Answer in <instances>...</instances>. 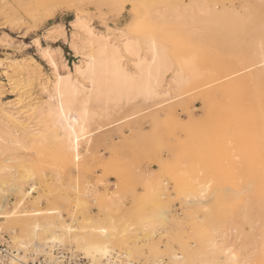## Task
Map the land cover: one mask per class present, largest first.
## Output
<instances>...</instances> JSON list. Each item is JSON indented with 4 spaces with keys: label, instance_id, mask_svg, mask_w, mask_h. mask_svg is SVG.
I'll use <instances>...</instances> for the list:
<instances>
[{
    "label": "rangeland",
    "instance_id": "374dc122",
    "mask_svg": "<svg viewBox=\"0 0 264 264\" xmlns=\"http://www.w3.org/2000/svg\"><path fill=\"white\" fill-rule=\"evenodd\" d=\"M190 1L139 0L137 7L125 3L117 12L116 4L97 5V0H0V58H18L16 62L23 68L26 69L23 65L30 66L27 68L29 78L34 83L30 98L36 99L39 78L48 74L49 69L31 41L41 37L54 23L63 24L68 33V21L80 10L92 19L98 30L103 29L101 18L109 26L124 27L135 19L133 13L142 11L143 7L148 11L163 10ZM221 1L240 9L243 5L247 7L245 26L203 25L195 17L184 16L176 25L141 27L142 34L149 30L158 34L172 58L192 56L198 76L183 89L170 90L157 99L162 101L159 105L154 106L155 101H133L102 121L104 129L92 131L88 146L81 144L82 157L77 166L67 164L62 156L56 157L48 146L27 152L18 147L9 152L16 158L6 163L12 167L13 181H25L30 175L36 179V191L32 192L31 200L25 202V208H37L31 201L44 191L50 194V202L63 211V220L70 223L71 218L63 206L68 200L69 210L76 207L77 217L72 222L75 225L104 222L114 224L119 232L122 230L121 243L115 241L109 245L118 246L113 251L120 253L131 251L132 257L126 255L137 264H173L170 259L173 253L183 254L184 264H200L193 255L196 235L222 230L226 233L225 242L231 244L238 256L243 254L245 264H264V182H261L264 181V164L263 161L258 163L261 157H256L254 133L249 137L242 130L238 116L242 89L230 86L246 75L244 65L226 66L249 52V42H254L255 36L248 38L247 31L253 29V21L264 23V1L256 0L255 9L250 0ZM47 9L52 10V16H46ZM187 21L191 23L183 24ZM53 41L50 46L60 48L69 65L76 61L61 38ZM46 43L42 40V45ZM30 56L40 64L38 68L30 61ZM2 69L0 67V101L12 104L18 92L3 88L7 80ZM19 72L14 73L16 78L26 77L24 71ZM168 79L169 76L165 82ZM263 84L261 82L262 87ZM245 90L247 95L255 97V84L247 83ZM238 94L240 96H236ZM24 102L22 105L26 104ZM29 156L35 161H30ZM0 164H5L2 159ZM58 168L61 180L50 182L53 170ZM74 180L76 188H73ZM206 182L212 194L207 198L209 215L193 214V209L189 207V210L183 202L184 196ZM256 183L263 188H258ZM25 188L29 190L28 184ZM16 198L15 193L10 194L7 206L11 208ZM113 203H116L114 207ZM245 204H249L246 215L242 213ZM41 205L47 206L45 201ZM162 211L167 212L166 218L160 216ZM148 224L153 227L155 224L153 232L144 226ZM213 228L215 231L211 230ZM1 233L6 234L15 247L9 232L2 230ZM58 244L84 257L81 250ZM42 250L39 248L38 253Z\"/></svg>",
    "mask_w": 264,
    "mask_h": 264
},
{
    "label": "bare ground",
    "instance_id": "6f19581e",
    "mask_svg": "<svg viewBox=\"0 0 264 264\" xmlns=\"http://www.w3.org/2000/svg\"><path fill=\"white\" fill-rule=\"evenodd\" d=\"M255 1L250 0L254 9ZM138 2L139 0H97L96 3L97 5L116 4L114 7L120 12L125 3L137 7ZM51 9L44 11L46 16H52ZM246 9L244 5L240 9L232 4L227 5L221 0H191L184 5L173 4L168 9L164 7L163 10L168 13L157 8L148 11L143 7L142 11L137 10L133 13L135 19L130 20L131 22L124 27L109 26L106 20L101 18L103 25L101 30L93 26L92 19L87 14L78 10L68 21V33L63 24L54 23L41 37H35L31 41L49 69L48 74H43L44 76L39 78V96L36 99L30 98L33 83V79L29 78L30 71L27 69L30 66L23 65L26 69L23 68L17 63L18 58H4L5 60L0 58V67L3 68L2 72L7 80L4 84L7 87L3 85V88L9 89L10 92H18L17 97L13 99L14 103L0 101V159L5 163L0 164V235L3 234L2 230L9 232L15 244V247L12 246L19 255L18 258H11L8 264H27L34 255L39 254L52 257L51 249L58 243L81 250L84 258L87 259L84 264H120L122 258L130 264L135 262L129 258L132 257L129 253L131 251L126 253L128 257L125 253L113 251L118 246L109 245L112 242L114 244L115 241L121 243L122 230L119 232L114 224L99 221V223L88 221L75 225L72 222L77 217L74 211L76 207H73V211L69 210L68 200L63 206L64 212H67L71 218L70 223L63 220V211L50 202V194L44 191L42 194L39 192L40 194L34 196L31 201L37 208H25V202L31 200L32 192L36 191V179L30 175L25 181H13L12 167L6 163L16 158L9 152L18 147L27 152L40 146H48L57 155L56 157L62 156L67 164L77 166L82 157L81 144L88 146L92 131L104 129L101 125L102 121L109 119L119 109L133 101L141 103L155 101L154 106L159 105L162 101L157 99L169 94L170 90L184 87L198 76L192 56L179 55L172 58L158 34L150 30L146 34L139 32L142 26L147 25L153 29L160 25H176L180 17L188 16L195 17L203 25L242 27L248 22V17L244 15ZM257 21L259 22L260 19ZM189 23L191 22L187 21L183 24ZM251 24L253 29L247 31V37L255 36V40L249 42V52L243 58L228 62L226 66L244 65L242 69H245L246 75L244 74L240 81L230 86L242 89L241 99L239 98L238 102V116L244 127L242 130L249 137L254 133L252 136L255 138V148L258 152L256 149L255 151L259 156L255 154L256 157L262 158L261 162V158L258 159V163L263 161L264 164V87L261 85V82H264V69L256 68L264 67V23L253 21ZM59 38L67 44L70 52L76 57V61L71 65L62 56L60 48L50 46V42ZM42 40L47 43L42 45ZM30 61L36 68L40 66L31 56ZM19 70L24 71L26 77L19 75L16 78L14 73H20ZM167 76L169 79L165 82ZM247 83L255 84V97L247 95L245 90ZM22 101H26L24 102L26 104L22 105ZM244 132L243 134L246 135ZM29 157L30 161H35L33 157ZM9 176L11 179L7 180ZM60 180L59 168L53 170L50 182ZM73 183V188H76V180ZM27 184L29 190L24 189ZM259 185L258 183V188H263V185L260 187ZM209 188V182L200 183L197 189L187 191L185 194L183 202L186 207L193 209V214L202 212L206 216L209 215L207 198L209 195L212 196ZM12 193L18 198L13 201L10 208L7 203ZM43 201L46 202V207L41 205ZM115 204L113 203L112 206L114 207ZM245 205L242 206L245 207L244 210L241 208L244 215L249 212L245 210L249 204ZM163 211L160 216L166 218L167 212ZM151 221L153 222L152 219ZM144 226L153 232L155 224L154 227L151 224ZM211 230L215 231L214 228ZM200 235H196V251H193L194 257L199 259L200 264L205 262L245 264L243 254L238 256L235 250L232 251L231 244L225 242L227 237L224 230ZM39 248L43 249L40 253H38ZM170 259L173 264H184L185 256L173 253Z\"/></svg>",
    "mask_w": 264,
    "mask_h": 264
},
{
    "label": "built area",
    "instance_id": "2783aa9c",
    "mask_svg": "<svg viewBox=\"0 0 264 264\" xmlns=\"http://www.w3.org/2000/svg\"><path fill=\"white\" fill-rule=\"evenodd\" d=\"M51 256L46 254L34 255L27 264H84V257L80 252L71 250L61 245H54L51 249ZM18 252L6 234L0 235V264H8L11 258H18ZM120 264H130L122 258ZM132 264H136L133 262Z\"/></svg>",
    "mask_w": 264,
    "mask_h": 264
}]
</instances>
